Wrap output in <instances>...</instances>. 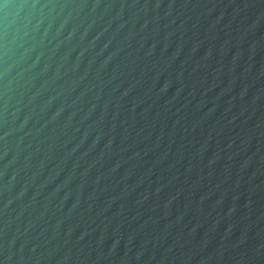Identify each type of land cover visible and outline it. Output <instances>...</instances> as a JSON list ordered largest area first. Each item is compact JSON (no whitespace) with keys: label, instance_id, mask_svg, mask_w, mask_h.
I'll list each match as a JSON object with an SVG mask.
<instances>
[{"label":"water","instance_id":"1","mask_svg":"<svg viewBox=\"0 0 264 264\" xmlns=\"http://www.w3.org/2000/svg\"><path fill=\"white\" fill-rule=\"evenodd\" d=\"M0 264H264V0H0Z\"/></svg>","mask_w":264,"mask_h":264}]
</instances>
